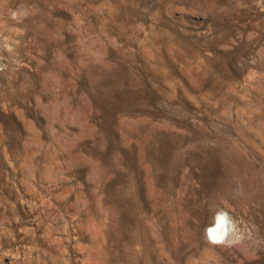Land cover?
I'll list each match as a JSON object with an SVG mask.
<instances>
[{"label":"rangeland","instance_id":"374dc122","mask_svg":"<svg viewBox=\"0 0 264 264\" xmlns=\"http://www.w3.org/2000/svg\"><path fill=\"white\" fill-rule=\"evenodd\" d=\"M0 264H264V0H0Z\"/></svg>","mask_w":264,"mask_h":264},{"label":"bare ground","instance_id":"6f19581e","mask_svg":"<svg viewBox=\"0 0 264 264\" xmlns=\"http://www.w3.org/2000/svg\"><path fill=\"white\" fill-rule=\"evenodd\" d=\"M228 221L223 215H218L215 222L208 227L207 236L213 241V237H222L223 241L228 238L229 228ZM216 243V242H214Z\"/></svg>","mask_w":264,"mask_h":264},{"label":"clouds","instance_id":"9594fccd","mask_svg":"<svg viewBox=\"0 0 264 264\" xmlns=\"http://www.w3.org/2000/svg\"><path fill=\"white\" fill-rule=\"evenodd\" d=\"M213 242H216V243H223V238L222 237H213Z\"/></svg>","mask_w":264,"mask_h":264}]
</instances>
